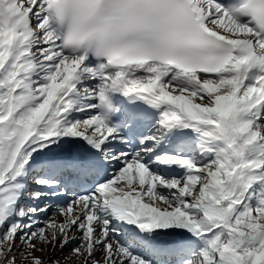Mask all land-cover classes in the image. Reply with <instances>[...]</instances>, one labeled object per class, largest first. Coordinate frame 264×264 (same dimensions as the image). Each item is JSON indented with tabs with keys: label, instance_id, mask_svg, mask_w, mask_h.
<instances>
[{
	"label": "snow or ice",
	"instance_id": "6c2138e0",
	"mask_svg": "<svg viewBox=\"0 0 264 264\" xmlns=\"http://www.w3.org/2000/svg\"><path fill=\"white\" fill-rule=\"evenodd\" d=\"M20 246L264 264V0H0V264Z\"/></svg>",
	"mask_w": 264,
	"mask_h": 264
},
{
	"label": "rangeland",
	"instance_id": "374dc122",
	"mask_svg": "<svg viewBox=\"0 0 264 264\" xmlns=\"http://www.w3.org/2000/svg\"><path fill=\"white\" fill-rule=\"evenodd\" d=\"M34 243L36 244V251H33L31 253V257H38V258H42L43 253H41V250L39 249H44V253L46 252V249L49 245H43L41 243H37L34 241ZM17 245H20V241L17 240ZM30 250L27 247H23L20 246L17 248L16 250V264H32V258L27 256V253ZM45 260V259H42ZM65 260V259H64ZM72 262V264H74V260H70ZM61 264H68L65 262L61 261Z\"/></svg>",
	"mask_w": 264,
	"mask_h": 264
},
{
	"label": "bare ground",
	"instance_id": "6f19581e",
	"mask_svg": "<svg viewBox=\"0 0 264 264\" xmlns=\"http://www.w3.org/2000/svg\"><path fill=\"white\" fill-rule=\"evenodd\" d=\"M33 243H34V242H33ZM49 252H51V245H49V246L47 247L45 253H44L43 251H41V253H43V256H42V258H39V259H40L41 261H45V260L47 259V254H48ZM57 252H59V249H57ZM67 255H68V253H67V251H65L64 256H67ZM42 259H45V260H42ZM60 260H61L62 262H65V263L72 264V262H71L70 260H64L63 256L60 258Z\"/></svg>",
	"mask_w": 264,
	"mask_h": 264
}]
</instances>
